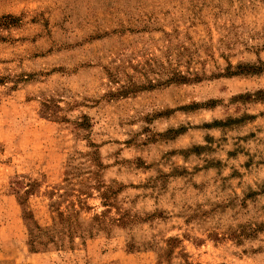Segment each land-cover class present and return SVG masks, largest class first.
Returning <instances> with one entry per match:
<instances>
[{
	"label": "rangeland",
	"instance_id": "obj_1",
	"mask_svg": "<svg viewBox=\"0 0 264 264\" xmlns=\"http://www.w3.org/2000/svg\"><path fill=\"white\" fill-rule=\"evenodd\" d=\"M0 264H264V0H0Z\"/></svg>",
	"mask_w": 264,
	"mask_h": 264
},
{
	"label": "trees",
	"instance_id": "obj_2",
	"mask_svg": "<svg viewBox=\"0 0 264 264\" xmlns=\"http://www.w3.org/2000/svg\"><path fill=\"white\" fill-rule=\"evenodd\" d=\"M232 73H233V72H232ZM232 73H230V74H232ZM183 79H186V77H184ZM183 79H182V80H183Z\"/></svg>",
	"mask_w": 264,
	"mask_h": 264
}]
</instances>
